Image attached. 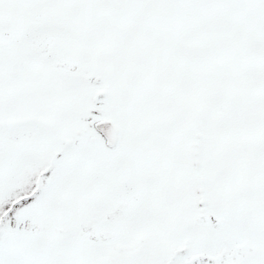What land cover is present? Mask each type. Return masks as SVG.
I'll return each mask as SVG.
<instances>
[{
	"label": "snow or ice",
	"instance_id": "1",
	"mask_svg": "<svg viewBox=\"0 0 264 264\" xmlns=\"http://www.w3.org/2000/svg\"><path fill=\"white\" fill-rule=\"evenodd\" d=\"M0 264H264V0H0Z\"/></svg>",
	"mask_w": 264,
	"mask_h": 264
}]
</instances>
